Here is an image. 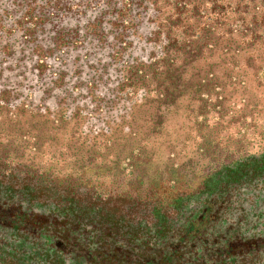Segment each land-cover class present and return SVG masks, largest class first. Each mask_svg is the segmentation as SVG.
<instances>
[{
    "label": "trees",
    "instance_id": "16d2710c",
    "mask_svg": "<svg viewBox=\"0 0 264 264\" xmlns=\"http://www.w3.org/2000/svg\"><path fill=\"white\" fill-rule=\"evenodd\" d=\"M42 1L8 0L11 7L22 9L16 29L29 49L26 53L35 59L37 77H53L54 87L67 91L64 75L49 74L53 52L40 49L37 42L46 28L58 27L48 37L55 52L68 55L93 45L108 49L113 62H123L120 80L110 92L112 110L123 106L124 118H140L147 132L156 134L179 101L191 96L196 103L194 124L203 142L192 159L194 166L188 164L186 170L175 162L164 173L152 171V155L135 145L118 164L130 171L125 178L147 180L107 197L69 181H35L29 172L22 176L15 168L7 174L0 161V197L23 195L29 207L52 211L49 217L57 219L53 228L63 226L64 219L67 229L29 234L2 230L10 240L0 239V264H264V153L241 156L228 147L222 150L208 126L212 114H227L226 84L239 82L229 73V81L222 80L216 68L236 70L245 56V67L255 68L260 61L258 70L264 69V0H105L104 13L81 29L62 26L81 15L75 0L38 5ZM97 2L87 1L88 6ZM142 21L150 27L144 41L160 50L147 61H123L133 48L132 39H142ZM206 56L223 58V63L198 68ZM101 75L98 71L84 87L89 101L100 109L107 101L100 93ZM140 93L136 114L128 102ZM127 130L133 136L139 131L134 125ZM245 135L239 132V137ZM1 209L0 221L10 218L9 208ZM24 215L29 225L35 222ZM210 219L213 226L226 223L227 230H237L221 234L197 228ZM91 222L95 230H84ZM100 226L109 228L97 230Z\"/></svg>",
    "mask_w": 264,
    "mask_h": 264
},
{
    "label": "rangeland",
    "instance_id": "374dc122",
    "mask_svg": "<svg viewBox=\"0 0 264 264\" xmlns=\"http://www.w3.org/2000/svg\"><path fill=\"white\" fill-rule=\"evenodd\" d=\"M87 1L75 0L76 4L81 5L83 14L68 19L69 24L65 22L62 26L81 29L104 13L105 0H99L97 3L100 5L96 3L89 6ZM39 2L38 5L42 6L46 0ZM11 6L8 0H0V15L3 17L0 21V161L8 168L7 174L15 168L22 176L29 172L35 181L52 185L69 181L78 184L81 190L90 186L98 196L107 197L147 180H138L136 176L125 178L124 174L130 171L124 172L118 164L120 158L126 156V152L135 145L144 146L145 151L152 155L153 162L149 165L152 171L164 173L175 162H180L186 170L188 164L194 166L192 159L202 140L194 124L193 108H196V103L191 96L179 101L178 108L169 114L161 131L149 134L140 118L134 117L132 121L124 118L123 106L115 110L109 107L110 92L120 80L123 62H113L109 59L108 49H98L93 45L68 55L58 50L55 52L53 40L51 43L48 37L53 32L50 31L58 27H48L37 42L41 45L40 49L54 53L51 61H48L53 66L49 74L65 76L63 82L68 84L65 88L67 91L58 90L52 83L53 77L36 76L35 59L26 53L29 49L24 47L22 34L19 28L16 29L22 9L17 5ZM146 25V21H142L139 28L142 39H132L133 48L123 61H147L159 52L158 46L144 41V35L150 28ZM222 59L206 56L198 68L207 69L208 64L222 65ZM247 59L245 56L240 57V63L243 64L236 70L216 68L222 80L229 81L226 76L229 73L239 82L235 85L226 84V116L219 118L212 114L208 123L213 139L221 149L228 147L241 156L264 153V69L258 70L260 61L255 62V68L245 67ZM98 71L104 77L99 83L100 93L107 99L105 103L99 104L101 109L89 101L84 90L86 82ZM75 86H80V91L72 93ZM142 97L140 93L128 102L134 106L136 114L140 110ZM133 125L139 129L135 136L127 130ZM241 130L246 131L244 137H239ZM0 200L3 201H0V209L10 206L18 208L42 223L40 227L44 224H48L49 228L55 226L57 219L49 217L54 216L50 214V209L29 207L23 195L0 197ZM61 222L65 225L64 219ZM225 224L213 226L210 219L197 228L205 232L217 230L221 234L237 230H227ZM64 225L58 226L57 230H62ZM82 225L80 227L84 228ZM93 226L95 224L91 222V227L87 224L84 230H95ZM105 228L109 227L100 226L97 230H107ZM80 229L78 227L76 230ZM242 230L247 233L246 228ZM239 236L242 234L239 233Z\"/></svg>",
    "mask_w": 264,
    "mask_h": 264
},
{
    "label": "flooded vegetation",
    "instance_id": "af4514ba",
    "mask_svg": "<svg viewBox=\"0 0 264 264\" xmlns=\"http://www.w3.org/2000/svg\"><path fill=\"white\" fill-rule=\"evenodd\" d=\"M10 207H8L10 210L8 209L6 211L8 214H10L9 215L10 218L4 219V221H1L0 223V230H1L0 234H2L0 236V239L3 240L4 242H8L10 240V237H6L7 235L3 233L2 230H23L24 232H28V234L30 233V230H33L34 232H38V230H57V228H49L46 226L40 227L39 224L42 223L37 221L29 225L30 221L28 217L24 215V213L12 210ZM75 228L77 229V227ZM62 230H67V229L65 227H62Z\"/></svg>",
    "mask_w": 264,
    "mask_h": 264
}]
</instances>
